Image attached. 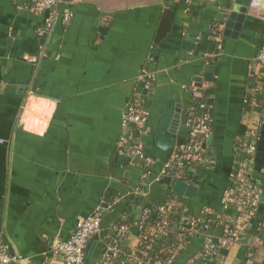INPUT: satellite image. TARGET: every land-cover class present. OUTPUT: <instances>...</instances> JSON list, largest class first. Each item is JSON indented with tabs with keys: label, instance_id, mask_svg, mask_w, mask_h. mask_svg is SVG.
<instances>
[{
	"label": "crops",
	"instance_id": "obj_1",
	"mask_svg": "<svg viewBox=\"0 0 264 264\" xmlns=\"http://www.w3.org/2000/svg\"><path fill=\"white\" fill-rule=\"evenodd\" d=\"M63 8L73 14L70 24L59 20L41 37L44 14L31 0H0V233L10 255L23 259L15 264L49 261L52 241L68 240L79 221L99 209L106 211L107 232L146 173L144 200L150 207L164 204L168 187L155 178L188 140L186 121L197 98L205 99L212 121L208 146L216 163L196 173L198 199H185L191 214L221 209L235 143L246 131L252 66L264 46L261 6L228 35L222 11L231 10L229 0H73ZM144 70L155 75L151 92L140 80ZM206 73L211 81L200 88L196 79ZM260 83L258 170L264 166V74ZM137 99L150 113L143 142L151 168L124 165L116 149L123 116ZM174 104L181 121L163 151L155 137L163 111ZM94 241L88 263L104 253L100 238ZM117 241L136 251L137 229ZM201 251L202 241L193 239L176 264H201ZM258 254L256 262L264 264V251ZM230 261L245 264L246 248Z\"/></svg>",
	"mask_w": 264,
	"mask_h": 264
},
{
	"label": "built area",
	"instance_id": "obj_2",
	"mask_svg": "<svg viewBox=\"0 0 264 264\" xmlns=\"http://www.w3.org/2000/svg\"><path fill=\"white\" fill-rule=\"evenodd\" d=\"M31 1L36 11L44 14V26L39 30L41 37L48 36L59 20L65 26L70 24L73 14L67 8L60 9L62 0ZM252 67L250 96L246 98L250 107L245 111L246 131L235 143L230 183L224 190L220 210L203 207L197 214H191L177 196H170L160 206L138 207L132 226H111L104 232L102 209H99L79 221L68 240L54 239L53 256L43 264H54V260H59V264H174L193 239L202 241L201 264H231L232 255L243 247L246 248L245 264H259L256 262L258 253L264 251V166L256 169L262 126L257 108L260 106V80L264 74V46ZM140 80L147 92L153 91L156 80L153 73L144 70ZM149 117L140 99L131 103L123 116L125 132L116 149L119 156L129 159L130 165L141 163L151 168L155 164L146 156L143 142L149 129ZM186 126L188 140L172 153L156 181L170 178L172 184L180 180L191 184L189 175H196L197 168L214 167V155L208 153V140L213 131L209 114L205 112L202 117H194L190 112ZM149 180V173H146L134 197H148ZM176 214H180L179 220L173 219ZM132 227L138 231L139 246L136 251L126 253L117 237L128 234ZM95 237L103 243L104 253L99 261L88 263L87 248ZM154 248L160 249L158 255L166 256H151ZM22 260L10 255L0 233V264L21 263Z\"/></svg>",
	"mask_w": 264,
	"mask_h": 264
},
{
	"label": "water",
	"instance_id": "obj_3",
	"mask_svg": "<svg viewBox=\"0 0 264 264\" xmlns=\"http://www.w3.org/2000/svg\"><path fill=\"white\" fill-rule=\"evenodd\" d=\"M65 3H71L73 0H62ZM232 2L231 10H223L222 14L228 17L226 24L225 35H228L229 29H235L239 31L242 23L245 21L246 15L249 13L251 8H258V6L264 7V0H229ZM102 32V30H101ZM183 48L190 50L192 46L183 42ZM204 81H211V75L206 73L204 78L198 77L196 79L197 86L202 88ZM202 92V90H200ZM180 105L174 104L170 108L165 109L162 113V117L159 123V127L156 133V143L163 150L167 151L171 147V136L169 133H175L176 128L179 126L181 121V109ZM213 141V137H210L209 143ZM161 185L171 187L175 195L196 201L199 195V188L195 185L188 184L185 181H177L174 184L171 183L170 178H164L160 181ZM105 208V206L103 207ZM101 214H106L104 209L100 210ZM97 242L94 241L89 244L87 250V261H89L92 253L96 248ZM13 256V255H12ZM15 264V263H11Z\"/></svg>",
	"mask_w": 264,
	"mask_h": 264
},
{
	"label": "trees",
	"instance_id": "obj_4",
	"mask_svg": "<svg viewBox=\"0 0 264 264\" xmlns=\"http://www.w3.org/2000/svg\"><path fill=\"white\" fill-rule=\"evenodd\" d=\"M249 108L247 107V109L245 111H247ZM205 99L204 98H198V99H195L193 100V103H192V109H191V113L193 114L194 117H202L203 114L205 113ZM209 148V151L208 153H213L211 148ZM121 157V156H120ZM121 161L124 165H129V159L128 158H125V157H121ZM209 169H211L212 167H208ZM206 168V169H208ZM154 170V169H153ZM202 169L200 168H197V173L199 175V172H201ZM197 174L196 175H193V174H190L189 175V179H190V182L191 184H194V185H200V180L199 178L197 177L198 176ZM229 186V183L227 185V187ZM226 187V188H227ZM225 188V189H226ZM224 189V190H225ZM170 196H177L175 195L174 193H172V188L171 187H168V198ZM178 199H180L184 205L188 206L187 205V200L183 197H179L177 196ZM167 198V199H168ZM135 207H142V208H151L150 206H148V204L146 203V201L140 197H132L130 200H129V203L125 209V211L123 212V214H121V216H119L118 218L115 219L114 223L112 224V226H123V225H129V226H132L134 223H135V216L133 214L134 212V208ZM215 209V208H214ZM217 211L220 210V209H216ZM180 213V212H178ZM173 219L175 220H179L180 219V214H176L173 216ZM153 220V219H152ZM119 244V243H118ZM117 244V245H118ZM121 247V249H123V252H126L128 253V249H126V247L122 246V245H119ZM159 248V247H158ZM158 248H154L151 252H150V255L153 256V257H157V256H160V257H164L166 256L165 254H161V255H158L159 254V250ZM178 260H182V255L178 258ZM176 264V262L174 263Z\"/></svg>",
	"mask_w": 264,
	"mask_h": 264
}]
</instances>
